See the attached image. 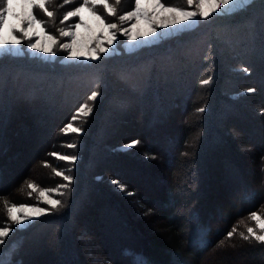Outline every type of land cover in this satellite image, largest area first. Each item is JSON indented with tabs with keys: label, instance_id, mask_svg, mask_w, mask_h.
<instances>
[{
	"label": "trees",
	"instance_id": "16d2710c",
	"mask_svg": "<svg viewBox=\"0 0 264 264\" xmlns=\"http://www.w3.org/2000/svg\"><path fill=\"white\" fill-rule=\"evenodd\" d=\"M61 2L49 5L55 22L39 14L49 30L68 25L59 20L78 0L57 7ZM259 9L253 1L245 11L98 61L0 56V221L8 220L5 200L37 201L40 190L66 183L55 171L73 177L67 195L55 197L62 207L4 238L0 264H65L59 258L88 264L77 256L82 232L101 235L111 221L127 231L118 253L125 264H264V256L240 257L239 249L252 245L238 233L227 239L250 212L264 209V26L252 27ZM94 90L100 95L88 101ZM36 99L50 111L51 142L16 178L14 161L24 148L17 136L33 127ZM83 103L92 107L74 122L83 131L62 132ZM133 140L139 143L125 147ZM53 152L77 159L63 161ZM52 229L54 248L45 240ZM101 243L97 259L115 264Z\"/></svg>",
	"mask_w": 264,
	"mask_h": 264
},
{
	"label": "snow or ice",
	"instance_id": "6c2138e0",
	"mask_svg": "<svg viewBox=\"0 0 264 264\" xmlns=\"http://www.w3.org/2000/svg\"><path fill=\"white\" fill-rule=\"evenodd\" d=\"M73 2L74 0H62L57 7ZM51 3L53 0H3V6L0 7V55L21 54L20 48L25 46L33 54L42 53L45 56L55 57L58 49L71 61H98L103 56L115 53L119 37H126L130 43L146 42L149 38H155L161 29L167 30L166 34L172 36L191 29L198 21H207L214 15L226 16L245 11L252 6L253 0H186L183 7L172 6L167 0H134V6L122 14H118L111 0H78L77 6L66 11L59 20L60 25H65L68 21L71 23L54 31L46 27L48 21L39 15L42 13L48 20L55 22V12L49 7ZM114 3L119 5L121 0H114ZM109 17H114L116 20H110ZM141 21L146 23V28L139 27ZM81 29H84V34H81ZM243 71L247 73L249 70L245 68ZM210 80L209 77L200 83L205 85L210 83ZM246 91L254 93L256 89L248 88ZM99 95L98 91H91L87 100L94 102ZM204 110L202 107L197 109L198 112ZM91 112L92 107L89 104H81L76 109V114L71 117V121L61 131L81 133L83 128L75 126L74 122L80 115L86 117ZM138 143V140H133L125 147H133ZM67 146L75 147L74 144ZM50 155L58 156L60 160L67 162H75L77 159L74 155H60L55 152ZM55 175L61 176L66 183L59 184L55 188L40 190L37 204L18 205L4 201L8 220L0 225V244L4 243V238L13 230L22 231L26 226H30L33 220L49 215L63 206L64 202L55 197L67 195L73 177L65 174L64 171H55ZM113 183L120 191H126L125 186L119 181L114 180ZM27 187L36 189V185L32 182H28ZM127 195L132 196L134 193L127 192ZM39 203L47 204L49 207H41ZM248 219L255 223V228L248 226L246 231H239L237 226H233L227 232V239L231 240L238 233L244 242L251 243L254 240L264 245V216L252 211ZM222 244L221 241L217 246L220 247ZM135 264H146V262L140 259Z\"/></svg>",
	"mask_w": 264,
	"mask_h": 264
},
{
	"label": "rangeland",
	"instance_id": "374dc122",
	"mask_svg": "<svg viewBox=\"0 0 264 264\" xmlns=\"http://www.w3.org/2000/svg\"><path fill=\"white\" fill-rule=\"evenodd\" d=\"M253 1L256 4H258V8H260L257 12V14L259 15V18H257L255 13L252 15L253 21L255 22L254 23L255 26H252V27L254 28V30H257L258 28H257L256 24L260 25L261 27L264 26V22H262V21H264V4H260L261 0H253ZM111 2L117 8L118 14H122L123 12L130 10L131 7L134 6V0H121V3L119 5H115L114 0H111ZM167 2L170 3L172 6H177V7H183L186 4V0H167ZM98 11H102V9H98ZM227 16H229V15L223 16V18L227 17ZM216 17H218V16L214 15L213 17H210L207 21H198L197 24L193 25L192 28H194L198 25H201L204 22L212 21V19H214ZM73 19H76V18H73ZM108 19L114 20V21L116 20V18H114V17H109ZM258 20L260 22H258ZM116 22H118V21H116ZM69 23H71V21H69L68 24ZM139 27L141 29H143V28H146L147 25L144 21H141ZM227 28L231 29L230 26ZM187 30H190V29H187ZM80 31H81V34H84V29H81ZM166 32H167V30L161 29L159 31V34L155 38H149L146 42L137 41L135 43H130L127 41L126 37H119L118 46L116 47V51H115V53H113L111 55H118V54H122L124 52H132V51L138 50L140 48L149 46V45L156 43L158 41L168 39L171 36L167 35ZM179 33H181V32H178L174 35H177ZM61 39L66 40L67 38H61ZM26 52H28L30 55L41 57V58L46 59V60H50V59L53 60L54 58L57 57V58H61L62 59L61 61L77 62V61L68 60L66 58V54L63 53L62 51L58 50V49H57V55L55 57H51V56H45L42 53L33 54L31 52V50L27 49L25 46H21V48H20L21 54H17V55H22V54H25ZM3 55L17 56V55H12V54H3ZM0 56H2V55H0ZM79 62H84V61H79ZM256 67H257V65H256ZM84 78L86 79L85 76H83V79ZM77 83H79V81H77ZM45 88L46 87H44V89ZM3 90L4 89L2 88V91ZM43 90L41 89L39 92H42ZM45 91L46 90H44V92ZM44 99H42V100H44ZM39 103H40V101L38 99H36V101L33 104H31L33 107L32 110H33L34 116L31 118V123L33 124V127L29 130V134H27V132L24 130V128H22V132L24 130L25 133H23L20 136H17V138L19 140H21V143L23 144L24 148H22V153L18 154L16 160L14 161V163L16 164V167H18L17 170L20 171L19 174L15 175L16 178L19 177L21 173L23 174V173H26L27 171H29V167H30V165H32L35 162L36 157L38 155H42V147L50 144V142H51V141H49V136L51 134V131L53 132V130H52L53 128L50 124V122H52L50 111L48 109L46 110L45 103L44 104H39ZM48 105H50V103ZM15 109H16V107H15ZM21 109L23 110L24 108L22 107ZM22 110H20V111L22 112ZM22 116H25V115L22 114ZM17 127H18L17 129L19 130L20 127H22V124L20 123V126L17 125ZM250 150H252V149H249V151ZM249 162H250V158H249ZM248 166H249V169L252 168L251 164H248ZM16 173H18V172H16ZM226 174L230 175V173H228V172ZM223 175H225V171H224ZM217 191H218V194H220L219 196L223 195V193L225 192L223 190V188H220V189L217 188ZM231 195L235 196V195H237V193L232 192ZM38 202L39 201L37 198V201H33V202L30 201V202H23V203L20 202V203H18V205L19 204L34 205V204H37ZM39 206L47 208L49 205L39 203ZM107 208L108 209L106 211H111L110 207H107ZM103 212H104V210H102V213ZM102 213H101V215H102V219H103V218H105V213H107V216H109L110 212H105L104 214H102ZM219 213L221 214L220 211L216 212V215H217L216 217H217V219H219V221H221L224 219V216L223 215L219 216L218 215ZM258 213H260L262 216H264V209ZM248 217H247V219H245L240 224L238 230L246 231V227H248V226L255 228V223L250 221L248 219ZM109 219L111 220V218H109ZM5 222L6 221H0V225H2ZM72 223H74L75 226L77 225L78 229H80V227H79V225L81 224L80 222L72 221ZM220 223H222V222H220ZM242 225H243V227H242ZM13 226H15V225H13ZM108 226H110V225H108ZM55 233L56 232L54 231V229H52L50 232V236L45 239L48 246L52 245L51 246L52 248L56 247L57 242H58ZM82 237H83L82 239H84L82 242L83 246L81 248H80V246H77V256H79L80 254H84L85 259H87L86 262L88 264H102L100 258L97 259L98 253H100L102 250H104V248H102V243H101L102 240H103L105 248H106L105 250L111 256L112 261L115 264H125L123 262V260L118 261L119 244H120V242L123 243L124 239H127L126 238L127 237V231L122 226L119 227V225L117 226L116 224L112 223V221H111V228L110 227L104 228V231L101 233V235L98 232L96 233L95 231L94 232L90 231V232H88V234H86L85 232H82ZM50 241H52V244L50 243ZM250 245H252V247L247 245V247L243 246L242 248L239 249V252L241 254L240 257L243 258V257H245L246 254L248 256H253V255L254 256H264V250L262 249L263 247L261 248V246H264V245L258 244L254 240L251 242ZM89 250L93 251V252L91 251L92 254L90 253ZM59 259H60L61 263L64 261L63 263L66 264V262L63 258H59ZM77 260H79V259H77ZM77 262H78V264H80V261H77ZM239 262H240L239 264H242L243 261H239ZM230 263H233V262L230 261L229 264Z\"/></svg>",
	"mask_w": 264,
	"mask_h": 264
}]
</instances>
